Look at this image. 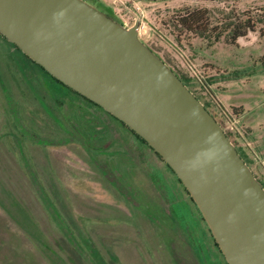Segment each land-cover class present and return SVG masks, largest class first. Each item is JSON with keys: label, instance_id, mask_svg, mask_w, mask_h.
Segmentation results:
<instances>
[{"label": "rangeland", "instance_id": "rangeland-1", "mask_svg": "<svg viewBox=\"0 0 264 264\" xmlns=\"http://www.w3.org/2000/svg\"><path fill=\"white\" fill-rule=\"evenodd\" d=\"M86 1L91 2V0ZM98 1L100 6L112 12L115 19L123 26L129 27L135 20L139 22L141 25L139 39L149 46L174 73L190 79L188 83L190 90L209 107L223 132L246 158L255 178L264 185V34L259 35V29L263 26L258 24L252 33L230 45L223 39L212 43L210 39L201 38L172 25V21L183 14V9L212 10L213 15L209 18L211 26L216 23L220 25L227 20V17L233 15L239 17L246 12H251L250 14L254 16L262 15L264 0ZM0 60L13 81L15 97L24 100L26 91L22 79L15 72L13 63L7 57L2 59L0 56ZM0 80L2 95L3 84L5 93L10 97L8 82L2 78ZM46 92L48 98L56 94L54 96L60 99L61 96L57 93H65L63 94L65 99L58 102V108L51 109L55 115H48L53 120L46 115L41 106L38 107L36 104L34 108L20 106L25 126L32 133L35 132V142L38 141L37 134L45 140L49 139L51 134H57L56 137L64 136L57 126H60L55 118L57 117L70 129L75 122L78 126L81 125L83 128L80 129L79 138L84 139L85 143H81L82 140L77 142L69 139L70 142L53 141L47 148L38 149L29 146L19 150L13 139L19 157L27 161L28 154L37 165V160H34L35 157L37 159L36 152L43 153V157H39V166L43 168L42 164H44L45 171L54 180L58 189L57 198L60 200L58 205L61 214L64 218L71 217L77 233L81 232L79 225L84 228L91 225L100 227L118 221H127L130 205L124 198H116L115 190L125 192L127 198L138 201V196L133 191L136 186L134 180L138 174H135V169L126 166L125 162L131 158V162L135 163L134 167H137L136 170L141 173L143 168L145 171L151 168L154 171L158 168L164 170L160 159L126 127L108 116L99 115L100 112L97 114L92 112L97 124L90 126L98 131L95 134L99 135L97 137L99 142L96 141L97 138L92 140V134L86 129V126L91 124L89 121L86 122V119L91 117V113L85 112L87 114L85 116L83 112V117L76 116V111L70 104L71 99L73 101L76 99L75 96L57 85L49 93ZM0 99L4 101L1 96ZM13 102V105L10 102L9 106L6 104V108L14 118L17 112L14 99ZM54 119L56 123L53 122ZM73 134H76L74 129ZM108 142L110 143L104 152L98 148H91ZM87 143L92 145L87 147ZM10 150L14 151L8 149L9 152ZM9 159L5 169L9 191L12 189L13 193L16 192L18 195L25 194L27 204L38 213L36 214L39 216V221L48 220L46 218L48 214L41 211L46 209L45 201L43 200L41 208L37 207V199L40 200V195L36 190L34 191L37 181L31 184L22 182L17 169ZM97 164L100 165V170L96 169ZM159 171L158 173H164ZM24 172L29 175L27 168ZM104 175L111 181L105 182ZM5 184L4 181L0 182L1 186ZM33 193H36L38 198L32 196ZM15 199L21 201L19 197ZM10 222V218L0 211V264H54L50 256L41 249L38 241L30 237L28 229H20ZM43 229L48 231H45L48 240L54 243L55 236L51 233V229ZM89 232L98 235L93 230Z\"/></svg>", "mask_w": 264, "mask_h": 264}, {"label": "water", "instance_id": "water-1", "mask_svg": "<svg viewBox=\"0 0 264 264\" xmlns=\"http://www.w3.org/2000/svg\"><path fill=\"white\" fill-rule=\"evenodd\" d=\"M129 27L86 0H0V35L139 137L172 171L227 264H264V189L220 125ZM6 104H14L5 93ZM9 106V105H8Z\"/></svg>", "mask_w": 264, "mask_h": 264}, {"label": "flooded vegetation", "instance_id": "flooded-vegetation-1", "mask_svg": "<svg viewBox=\"0 0 264 264\" xmlns=\"http://www.w3.org/2000/svg\"><path fill=\"white\" fill-rule=\"evenodd\" d=\"M91 2L95 3L107 17L119 22L112 12L100 6L98 0H91ZM119 23L122 25L121 22ZM147 47L157 55L149 46ZM0 56L2 59L7 57L13 63L15 72L22 79L21 82L26 91L24 100L15 97L13 81L0 62V79L8 82L11 97L16 102L17 112V116L13 118L6 108L5 100L0 99V182L6 183L0 185V211L10 218V224L20 229H28L30 237L38 241L41 249L50 256L54 264H227L191 197L161 159L163 171L160 168L157 171H154L153 168L145 171L143 168L141 173L136 170L137 167H134L135 163L133 160L131 162V158L125 162L126 166L135 169V174H138L134 180L136 191L133 190L138 196V201L127 198L125 192L115 190V197L124 198L130 205L127 221H118L115 224H106L100 227L91 225L90 228L79 225L81 232L78 231L77 233L71 217L64 218L61 214L58 205L60 200L57 198L58 189L53 182L54 180L45 171L46 166L44 164H42L43 168L39 166V157H43V153L36 152L37 159L35 157L34 160H37V165H35L28 154L27 161L24 158L21 159L12 142L14 139L18 149L24 150L25 147L29 146L38 149L47 148L53 141L67 142V140L72 139L67 135V124L55 117L60 124L57 126L64 136L56 137L57 134H51L49 139L45 140L37 134L38 141L35 142V132L32 133L25 126L20 108L21 105L34 108L36 104L43 108L47 116H54L55 114L51 112V109L56 110L58 108V102L65 99V93H63L64 95L57 93L60 94V99L55 97L56 94L48 98L45 92L49 93L55 88V85L68 93H71L70 89L67 90L68 88L59 82L60 85L55 83L52 77L1 35ZM162 62L164 61L162 60ZM170 70L172 71L171 68ZM77 95H74L76 99L74 101L71 99L70 104L75 109L76 116L82 117L81 113L87 112L89 105L85 98ZM0 96L3 98L1 91ZM52 99L54 100L52 101ZM201 104L206 106L204 103ZM50 106L51 108H49ZM89 113L92 114V112ZM50 116L48 117L51 118ZM213 118L215 117L213 116ZM113 120L117 121L116 119ZM53 122L56 123L55 119ZM91 124H97V121L91 120ZM94 138L97 137L94 136ZM89 145L92 144L87 143L88 147ZM100 146H91V148ZM8 149H14V151L10 150L9 152ZM154 155L156 154L154 153ZM8 159L17 169L22 182L31 184V182L36 183L37 181L34 189L40 195V200L37 199V207L41 208L43 200L45 201L46 209L41 211L48 214L46 216L48 220L39 221L38 213L27 204L25 194L18 195L16 192L13 193L12 189L9 191L8 176L5 170ZM26 168L29 170L28 176L24 172ZM139 168L141 166L138 167V170ZM158 171L164 173H158ZM108 180L111 181L110 178ZM130 184L132 190L133 183ZM31 189L33 191V187ZM37 194L33 193L32 196L37 197ZM27 195L30 196L28 193ZM18 197L21 201L15 199ZM79 209L82 210V208ZM43 228L51 229V233L55 236L54 243L48 240L45 234L47 230ZM92 230L98 235L89 232Z\"/></svg>", "mask_w": 264, "mask_h": 264}, {"label": "trees", "instance_id": "trees-1", "mask_svg": "<svg viewBox=\"0 0 264 264\" xmlns=\"http://www.w3.org/2000/svg\"><path fill=\"white\" fill-rule=\"evenodd\" d=\"M182 12H183V14L181 16H179L176 20L172 21V25H174L175 28H179V29L185 30L189 33L196 34V35L200 36L201 38L210 39L209 41H211L212 43L216 42L219 39H223V41L225 43L233 45V44H235V42L238 39L245 37L248 33H252L258 24L263 26L262 28L259 29V35L261 36L264 34V10H263L262 15H255L254 16V15L250 14L251 12H246L244 14L242 13L239 17H236L235 15H233L231 17H227V20H224V22L221 23L220 25H218V23H216V25H214V26H211L210 25L211 23L209 22V18L213 15L212 10L210 11L207 9H201V8L197 9L196 8V9H191V10L183 9ZM175 75L182 82V84L185 85L187 87V89L194 95V97L198 101H200V99L193 93V91L190 90V87L188 84L190 82V79L186 78L184 76H179L177 74H175ZM54 82L59 84L56 80ZM67 90H69V89H67ZM69 91L71 93H73L74 95H77V93H75L71 90H69ZM85 101L89 105L87 107V112H93L94 111V112H96L95 114H97V112H100L101 114H99V115H105V116L110 117L106 112L101 110L98 106L93 105L91 102H89L87 100H85ZM201 103H204V102H201ZM90 105H92L94 107H98V108L95 109ZM203 108L213 117V114L207 105L203 106ZM83 114L84 113H81L82 117H83ZM86 115L87 114L85 113V116ZM90 115H91V117H88L86 119V122L89 121V123H91V120H95V118L92 117L94 115H92V114H90ZM110 118L114 119L113 117H110ZM90 125L93 126L92 124H88V126H86V129H87L88 133L92 134V137L94 139V136L95 137L99 136L98 134H95L98 131H95ZM72 127L73 128H71V129L67 127V129H66V132L68 133L67 135H69L72 138V140H76L77 142H79V141L81 142V140H82L81 143H85L84 139L80 138V140H79V134L81 131L80 129H82L83 127L81 125L78 126L76 122H75V124L72 125ZM73 129L76 131V134H73ZM68 130H70V131H68ZM102 136H103V133H102ZM225 136L230 141L227 134H225ZM137 138L143 144H145L139 137H137ZM107 144L108 143L101 145L100 147H98V150L102 149V151L104 152V149L108 146ZM87 147H85L86 150H87ZM235 150L239 154L240 158H242L243 161L248 165L249 163L246 161V158L239 152L238 149L235 148ZM155 156H157V155H155ZM95 167L98 170L101 169V168H99L100 167L99 164L95 165ZM103 177L106 180L105 182H109V180L107 179V177L105 175ZM259 182L262 184V187L264 188L263 183L261 181H259Z\"/></svg>", "mask_w": 264, "mask_h": 264}, {"label": "built area", "instance_id": "built-area-1", "mask_svg": "<svg viewBox=\"0 0 264 264\" xmlns=\"http://www.w3.org/2000/svg\"><path fill=\"white\" fill-rule=\"evenodd\" d=\"M140 29H141V25L138 24V28H137V32H138V34H139Z\"/></svg>", "mask_w": 264, "mask_h": 264}, {"label": "crops", "instance_id": "crops-1", "mask_svg": "<svg viewBox=\"0 0 264 264\" xmlns=\"http://www.w3.org/2000/svg\"><path fill=\"white\" fill-rule=\"evenodd\" d=\"M213 96V95H212ZM214 97V96H213ZM219 102V101H218ZM220 103V102H219Z\"/></svg>", "mask_w": 264, "mask_h": 264}]
</instances>
